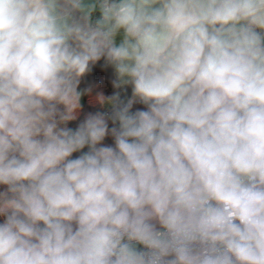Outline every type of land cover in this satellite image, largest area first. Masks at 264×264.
I'll use <instances>...</instances> for the list:
<instances>
[{"label": "clouds", "instance_id": "9594fccd", "mask_svg": "<svg viewBox=\"0 0 264 264\" xmlns=\"http://www.w3.org/2000/svg\"><path fill=\"white\" fill-rule=\"evenodd\" d=\"M0 264H264V0H0Z\"/></svg>", "mask_w": 264, "mask_h": 264}, {"label": "trees", "instance_id": "16d2710c", "mask_svg": "<svg viewBox=\"0 0 264 264\" xmlns=\"http://www.w3.org/2000/svg\"><path fill=\"white\" fill-rule=\"evenodd\" d=\"M110 90V89H109ZM70 126H74V125H70ZM110 142V141H109Z\"/></svg>", "mask_w": 264, "mask_h": 264}]
</instances>
